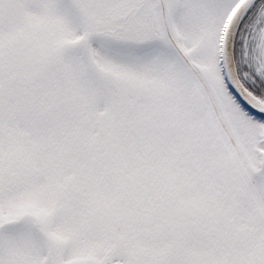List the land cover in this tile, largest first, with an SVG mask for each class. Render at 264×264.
<instances>
[{
    "label": "snow or ice",
    "instance_id": "snow-or-ice-1",
    "mask_svg": "<svg viewBox=\"0 0 264 264\" xmlns=\"http://www.w3.org/2000/svg\"><path fill=\"white\" fill-rule=\"evenodd\" d=\"M0 264H264V0H0Z\"/></svg>",
    "mask_w": 264,
    "mask_h": 264
}]
</instances>
